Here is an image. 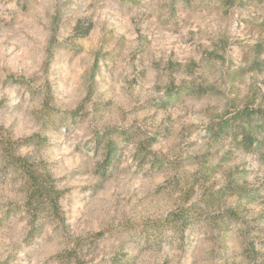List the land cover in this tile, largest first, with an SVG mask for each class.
Segmentation results:
<instances>
[{"label":"rangeland","instance_id":"1","mask_svg":"<svg viewBox=\"0 0 264 264\" xmlns=\"http://www.w3.org/2000/svg\"><path fill=\"white\" fill-rule=\"evenodd\" d=\"M263 46V0H0L2 138L65 218L32 231L0 156V264H264V131L207 132L264 107Z\"/></svg>","mask_w":264,"mask_h":264},{"label":"trees","instance_id":"2","mask_svg":"<svg viewBox=\"0 0 264 264\" xmlns=\"http://www.w3.org/2000/svg\"><path fill=\"white\" fill-rule=\"evenodd\" d=\"M262 48V51H264V46ZM171 95L170 98L177 96V94ZM263 131L264 107L260 106L256 108L245 106L234 111L230 114L229 118L218 120L207 129V132L216 138H222L227 134L240 137L239 144L248 152H251L256 146L259 136L262 135ZM2 133L1 129L0 156L21 177L23 192L25 194L23 203L16 205V208L21 210L27 225L32 231L38 227L40 223L39 219L41 218H47L55 223L56 226L64 229L65 218L60 205L62 192L56 187L54 179L37 164L16 155V150L20 144L27 143L29 139L18 142L9 137L2 138ZM103 149V164L101 167L106 171L112 167L116 159V141L112 139L106 140ZM193 215H195L193 210L187 211V209L182 207L177 212L170 213L165 221L176 226V229L184 230Z\"/></svg>","mask_w":264,"mask_h":264}]
</instances>
